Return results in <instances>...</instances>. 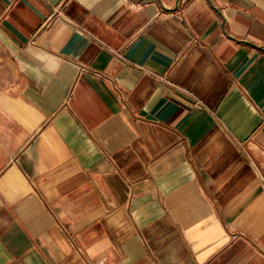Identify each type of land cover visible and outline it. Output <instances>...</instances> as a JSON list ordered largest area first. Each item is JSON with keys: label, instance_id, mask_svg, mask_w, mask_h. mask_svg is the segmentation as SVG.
<instances>
[{"label": "crops", "instance_id": "crops-1", "mask_svg": "<svg viewBox=\"0 0 264 264\" xmlns=\"http://www.w3.org/2000/svg\"><path fill=\"white\" fill-rule=\"evenodd\" d=\"M0 264H264V0H0Z\"/></svg>", "mask_w": 264, "mask_h": 264}]
</instances>
